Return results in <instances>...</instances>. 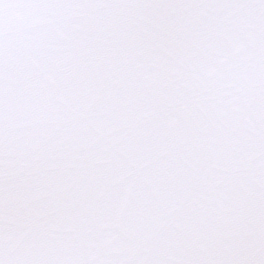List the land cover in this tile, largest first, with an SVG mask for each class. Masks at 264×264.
Instances as JSON below:
<instances>
[{"label":"snow or ice","instance_id":"1","mask_svg":"<svg viewBox=\"0 0 264 264\" xmlns=\"http://www.w3.org/2000/svg\"><path fill=\"white\" fill-rule=\"evenodd\" d=\"M0 264H264V0H0Z\"/></svg>","mask_w":264,"mask_h":264}]
</instances>
